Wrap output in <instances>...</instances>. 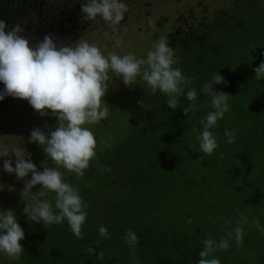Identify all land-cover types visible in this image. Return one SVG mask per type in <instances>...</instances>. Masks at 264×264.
Returning a JSON list of instances; mask_svg holds the SVG:
<instances>
[{
    "label": "trees",
    "instance_id": "16d2710c",
    "mask_svg": "<svg viewBox=\"0 0 264 264\" xmlns=\"http://www.w3.org/2000/svg\"><path fill=\"white\" fill-rule=\"evenodd\" d=\"M28 2L22 0L21 4ZM234 3L231 12H222L200 28H180L171 34L170 46L182 51L179 53L182 57L178 56L174 66L179 67L189 81L183 86L184 91L193 88L197 91L195 111L188 117L184 115L182 108L190 102L183 96L173 110L166 105L165 95L151 93L146 100L150 101L149 106L140 107V113L144 108L149 112L137 121L140 124L131 133V145L109 152L108 161L104 157L94 158L80 187L70 183L79 189L87 207L94 211L100 201L94 198L89 185L99 182L105 174L111 178L121 172L116 178L122 185L116 191L125 196L126 201L118 205L121 210L115 208L112 212L127 211L130 218L140 221L133 231L137 237L134 247H129L126 240L131 220H125L129 225L126 231L117 228L112 234L110 228L105 227L107 237L101 238L99 227L104 223L86 208L81 238L72 234L66 221L40 229L34 235L37 244L26 246L20 254L28 264H197L204 240L223 238L230 244L235 240V228L239 227L233 225L236 220L254 219L247 208H253V203L264 205V196L259 193L260 188L264 189V80L254 79V69L264 62V0H236ZM13 5L17 7L18 0H0V20L6 24L9 15H16ZM230 24L235 27L233 31L227 28ZM215 72H219L227 84L215 85L214 90L229 95L230 107L210 131L222 148L217 156L223 148L225 153L228 151L225 130L233 133L235 151L222 160L220 169H215L219 176L217 187L222 194L218 201L211 203L196 190L195 181L204 170L213 169V159L217 157L200 152L198 141L203 129L201 121L213 110L210 97L203 94L201 88ZM231 160L236 161L231 168H237V172L228 165ZM239 168H243V174L239 173ZM247 176H255L262 183L251 186V190L247 188L250 181ZM135 193L139 197L133 195ZM244 193L253 198L240 195ZM228 201L230 205L226 204ZM132 207L138 209V213H131ZM192 231L194 237L189 238L187 234ZM261 241L263 243L264 239ZM246 245L240 241L237 247ZM230 250L232 248L228 247L215 251L211 257L217 258L220 264H230ZM256 255L264 264V246L259 247Z\"/></svg>",
    "mask_w": 264,
    "mask_h": 264
},
{
    "label": "clouds",
    "instance_id": "9594fccd",
    "mask_svg": "<svg viewBox=\"0 0 264 264\" xmlns=\"http://www.w3.org/2000/svg\"><path fill=\"white\" fill-rule=\"evenodd\" d=\"M124 0H86L81 4L84 19L92 22L99 18L107 26L115 27L124 19L127 12ZM5 21L0 20V101L6 97L26 100L41 116L52 115L59 121L55 130L47 134L40 128L31 131L29 140L42 146L46 156L54 167H48L42 161V171L31 160V154L22 146L11 150L15 156L12 160H3L2 170L15 174L17 179L26 180L23 197L33 193L32 189L40 185L36 193L44 197L46 193H54V205L46 199L27 200L23 213L35 223H43L45 227L66 221L72 234L82 236L87 205L79 194V189L64 182L59 168H63L77 178L85 175L90 162L96 156L97 141L88 125H95L105 120L109 108L103 97L108 91L109 73L122 80L125 86L131 87L139 78L151 90L167 97L166 105L177 109L179 98L184 97L189 106L182 108L185 116L195 111L197 91H184L189 81L179 67H175L172 50L164 39L155 41L152 49L144 58L132 54L104 55L98 47L81 39L73 45L57 47L50 35H45L34 47L20 35L19 25L10 30ZM255 80H264V62L254 69ZM227 84L219 72L212 74L211 80L201 88V92L210 97L213 109L202 119L203 129L198 137L199 151L211 155L217 148V141L210 129L217 125L219 119L229 110V95L214 90L215 85ZM144 107V102H139ZM50 110V112L48 111ZM228 143H232L233 133L225 130ZM10 152L0 154V158ZM100 170L104 168L101 166ZM55 209V210H54ZM241 217L240 222H246ZM191 221H189L190 223ZM99 236L107 237V229L99 227ZM25 237L13 210H0V254L10 259H19L24 251L20 241ZM126 240L129 247H134L137 237L128 230ZM241 241V229H235L237 246ZM228 240L221 238L214 241L209 238L203 241L197 264H220L211 253L226 250ZM91 251V250H89ZM102 257V253L99 254ZM134 255V253H133ZM211 257V258H210Z\"/></svg>",
    "mask_w": 264,
    "mask_h": 264
},
{
    "label": "rangeland",
    "instance_id": "374dc122",
    "mask_svg": "<svg viewBox=\"0 0 264 264\" xmlns=\"http://www.w3.org/2000/svg\"><path fill=\"white\" fill-rule=\"evenodd\" d=\"M235 1L236 0H124L128 10L124 14V19L119 25L113 28L107 26L102 20H100L101 22L95 20L90 32L89 28L83 30L82 33V29H80L72 35V38L75 40H64L58 43L57 47L73 45L83 39L89 44L98 47L104 55H108L109 53L117 55L132 54L137 58H144L147 52L152 49V45L155 41L164 39L168 47L172 50L176 61L179 53L182 51H180V48L174 50L170 46V43H172L171 34L176 33L180 28H200L202 24H207V22L213 20L214 17L221 16L222 12H231ZM230 22L232 23V20H230ZM227 28L231 31L235 29L233 24H230ZM76 33H81L79 34L80 38L76 39L74 37ZM221 33H223V30ZM108 75V91L103 97L109 108L108 117L98 124L87 126L90 128L97 141L95 158L104 157L106 161L110 159L109 152H113L117 148L125 145H131V133L134 127L137 129L140 124L139 122L137 123V121L143 119L141 116L147 115L149 112V109L146 110L144 108L140 113L139 110H141V105L139 102L143 101L145 103L151 94V90L147 89V86L139 78L129 87L125 86L121 79L113 77L111 73ZM149 102L150 101H147L144 105L146 107L149 106ZM5 103L6 105L2 103L0 106V154L4 152L10 153L0 158V210L14 211L17 222L25 233V237L22 240V246L23 249H25L26 246L28 247L30 244H37L38 239L34 236L37 235V231L40 229L46 230L53 226L51 224L45 227L43 223L30 221L23 213V208L28 203L27 200L46 199L54 205L55 194L49 192L46 193L44 197H39L36 193L40 191L41 186L37 185L32 189L33 193H27L23 197L25 182L30 179L31 174L24 179H17L14 173L8 174L2 170V163L3 160L10 159L13 161L14 167L16 158L14 154L11 153V150L17 146H22L26 154H31L30 158L32 162L36 164L37 170H43L41 166L42 161L46 162L48 167H54L52 161L44 153L42 146L30 142L29 137L31 131L35 128H40L46 134L49 131L55 130L59 121L52 115L41 116L26 100L9 96L6 97ZM48 111L50 112V110ZM132 136H134V134H132ZM225 147L228 150L226 153L225 148H223L221 155L217 156L218 151L222 149L217 146L210 155L217 156L213 159V163H215L213 169L211 171L204 170L203 175L200 174L196 177V190L202 192V195L207 198L206 200L211 203H214L215 200L218 201V197L221 198L222 194L217 187L219 176L215 172V169L216 167L220 169L219 167L220 164H222V160L226 157H231L235 151L233 142L226 143ZM234 164H236V161L231 160V163L228 165L231 168ZM231 169L237 172V168ZM239 169V173L243 174V168ZM257 170L258 169H256V171ZM59 171L62 173L64 182L69 184L73 182L75 185H78V187L81 186L79 183L83 181L88 174V171L85 170V175L77 178L74 174H70L63 168H59ZM235 172H233V175L240 177L239 173L236 174ZM119 173L121 172H117L115 176L111 178L105 174L99 182H93L92 185H89L93 190L94 198L99 199L100 205L94 211L86 207L90 210V213H95L96 216L100 218L101 223H104V227L110 228L112 234L115 233L117 228H120V230L123 228V231L127 230V226L129 227V225H127L125 220H131L132 232L135 226L140 222L139 220L130 218L131 216L125 213L127 211H122L121 213L116 211L112 212L115 208L121 210L118 205H122L126 201V197L116 191V188L122 185L116 178ZM202 176L204 177L201 178ZM247 178L250 180L247 182V188L262 183H259L260 180L255 176H247ZM113 183L115 184L113 185ZM111 185L113 186L111 187ZM252 189L253 188H251V190ZM259 193L264 196V189L260 188ZM133 195L139 197L138 193ZM240 195L244 198H253L249 193ZM226 204L230 205V201ZM253 204L256 206L252 205L251 207H254L247 208V210L254 219L246 222H240L241 219H238L233 224H238L241 229V241L247 245L243 248H238L235 240H231L229 244V247L232 248V250L229 251L230 264H262L256 259V251L259 247L264 246V242L262 243L261 241L264 239V205L261 206L260 203ZM253 209H258V211H253ZM108 211H110V214L107 213ZM138 211L139 210H136L134 207L131 208V213L133 214L134 212L138 213ZM187 236L193 238L194 232H189ZM230 255H232V257H230ZM0 264L28 263L24 260V256H20L19 259L14 260L8 258L4 254H0Z\"/></svg>",
    "mask_w": 264,
    "mask_h": 264
},
{
    "label": "flooded vegetation",
    "instance_id": "af4514ba",
    "mask_svg": "<svg viewBox=\"0 0 264 264\" xmlns=\"http://www.w3.org/2000/svg\"><path fill=\"white\" fill-rule=\"evenodd\" d=\"M18 2V8L12 6L16 15H9L8 30L19 25L22 29L20 35L29 41L30 47H34L45 35H50L56 45L64 40L72 41L74 32L82 29V33L95 23L84 19L81 12V4L86 0H29L27 5L25 2L21 4L22 0ZM96 21L101 22L98 18ZM81 33H76L74 37L80 38ZM3 87L0 83V89ZM5 100L0 101V106L2 103L6 105Z\"/></svg>",
    "mask_w": 264,
    "mask_h": 264
}]
</instances>
